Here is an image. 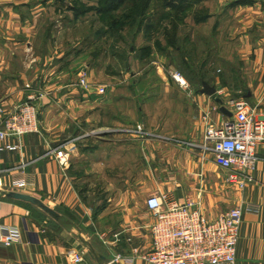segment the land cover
Masks as SVG:
<instances>
[{"label":"crops","instance_id":"1","mask_svg":"<svg viewBox=\"0 0 264 264\" xmlns=\"http://www.w3.org/2000/svg\"><path fill=\"white\" fill-rule=\"evenodd\" d=\"M223 3L225 6L201 22L214 21L210 34L215 32L217 39L212 52L223 51L222 59L228 66L219 69L220 74H211L208 65L201 63L198 72L205 75L200 86L144 90L115 87L99 93L94 88L79 91L55 84L52 134L48 137L41 130L27 135L21 150L0 151V167L10 170L4 173L0 194L15 190L36 196L56 209L62 220H55L28 202L1 194L0 225L17 228L22 240L10 246L0 242V264H118L112 263L116 253L139 256L152 247L154 218L146 200L152 194L165 192L180 200L195 199L209 218L241 206L236 261L222 264H264V143L259 146V158L250 171L253 180L244 188L229 183V171L216 163L213 153L200 147L205 113L219 125L229 120L216 101L218 92L204 93L203 83L220 91L228 109L231 110L228 101L234 93L258 106L264 116V1ZM43 8L36 0H0V46L7 42L16 49L24 46L26 42L18 41L14 34L28 35L35 30ZM221 35L225 37L220 38ZM7 61L2 54L0 63L6 65ZM215 62L214 58L209 64ZM6 88L13 96L3 98L2 105L12 108L23 88L13 84ZM135 91L144 97H134ZM81 94L94 96L86 100L90 104L78 110L81 105L76 96ZM109 94L115 95L113 124L105 122L102 111ZM62 101H66V106ZM136 101L144 103L136 109ZM71 123L84 127L91 124L94 129L82 137L73 136L69 149L60 145L59 139L65 135L63 128L69 130ZM137 124L150 130V135L136 133L132 127ZM78 139L81 143L75 145ZM16 142V138H7L2 143ZM54 150L69 152L66 166ZM21 166L24 175H20ZM15 174L29 182L14 184ZM250 206L257 209L250 210ZM72 252L81 254L83 262H73ZM136 264L149 263L137 258Z\"/></svg>","mask_w":264,"mask_h":264},{"label":"rangeland","instance_id":"2","mask_svg":"<svg viewBox=\"0 0 264 264\" xmlns=\"http://www.w3.org/2000/svg\"><path fill=\"white\" fill-rule=\"evenodd\" d=\"M224 1L36 0L44 7L37 16V27L28 35L14 34L18 41L26 44L18 49L10 42L0 46V56L5 54L8 58L6 65L0 63V105L3 98L13 96L9 95L7 84L23 88L20 96H16V105L32 92L41 95L40 131L50 137L52 104L56 103L52 89L57 83L81 91L85 87L79 85V79L85 77L89 82L88 90L94 88L101 93L115 87L144 90L182 86L176 79L179 76L185 79L187 86H200L205 75L203 71L198 72L201 63L208 65L211 74H220L219 69L225 70L228 66L223 62V51L212 52L217 39L215 32V36L210 34L214 21L201 22L217 8L225 6ZM213 57L216 62L211 65ZM222 79L226 81L224 76ZM134 93L138 99L144 97L139 91ZM233 95L235 99L242 98ZM92 96L94 94L76 96L81 105L78 110L90 104L86 100ZM220 96L218 91L217 97ZM106 98L105 105L102 99L98 102H103L105 122L113 124L115 95L109 94ZM62 102L66 106V101ZM143 103L136 101L135 108ZM66 124L64 118V126ZM132 128L145 137L150 135V130L142 124ZM92 129L91 124L84 127L71 123L69 130L63 128L65 135L59 139L60 145L70 149L73 136L82 137ZM79 143L81 139L76 140L75 145Z\"/></svg>","mask_w":264,"mask_h":264},{"label":"built area","instance_id":"3","mask_svg":"<svg viewBox=\"0 0 264 264\" xmlns=\"http://www.w3.org/2000/svg\"><path fill=\"white\" fill-rule=\"evenodd\" d=\"M176 79L182 86H187V82L179 80V76ZM79 85L88 89L89 82L82 77ZM39 96L32 92L25 101L12 108L0 105V151L21 150L27 135L40 132ZM228 104L234 115L221 125L212 121L209 113L204 114L206 127L200 147L204 152L213 153L216 163L229 171V183L244 188L253 180L250 171L255 168L259 158L258 148L264 143V116L258 106L244 98H230ZM7 138H16L18 142L2 143ZM185 144L196 145L194 142ZM56 154L66 166L69 152L58 150ZM21 167L20 175H24V166ZM6 171L10 172L0 167V183ZM18 175L13 177L14 184L29 182L26 177L18 178ZM146 205L154 218L151 249L139 256L116 253L112 263L136 264L137 258L149 264H222L236 261L243 218L241 206H234L216 218H209L195 199L180 200L171 192L150 195ZM251 209L255 211L257 208L250 206ZM21 240L17 228L0 225L1 243L10 246ZM70 259L75 263L83 262L82 255L77 252H72Z\"/></svg>","mask_w":264,"mask_h":264},{"label":"water","instance_id":"4","mask_svg":"<svg viewBox=\"0 0 264 264\" xmlns=\"http://www.w3.org/2000/svg\"><path fill=\"white\" fill-rule=\"evenodd\" d=\"M204 93L209 95H215L218 91L215 86H212L208 83H203V90ZM216 101L220 104V111L226 114L229 118H232L234 113L232 110L228 109L225 104L224 100L221 97H217ZM2 194L6 198L16 199V200H23L25 202H28L34 206H37L38 208L42 209L46 213H48L52 218L55 220L61 221L62 215L54 209L49 204H46L42 199L33 196L31 194L15 191V190H7L3 191Z\"/></svg>","mask_w":264,"mask_h":264},{"label":"bare ground","instance_id":"5","mask_svg":"<svg viewBox=\"0 0 264 264\" xmlns=\"http://www.w3.org/2000/svg\"><path fill=\"white\" fill-rule=\"evenodd\" d=\"M179 80H181V81H185V79L183 78V77H179Z\"/></svg>","mask_w":264,"mask_h":264}]
</instances>
